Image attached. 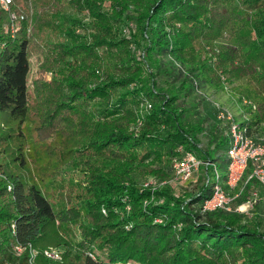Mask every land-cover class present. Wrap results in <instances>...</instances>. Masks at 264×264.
<instances>
[{"label":"trees","instance_id":"obj_1","mask_svg":"<svg viewBox=\"0 0 264 264\" xmlns=\"http://www.w3.org/2000/svg\"><path fill=\"white\" fill-rule=\"evenodd\" d=\"M27 1L30 22L13 37L0 8V264H264V225L236 211L253 193L252 208L264 199L254 180L240 183L231 211L202 213L209 185L134 177L170 181L179 148L224 157L226 124L202 116L205 90L228 89L240 123L264 135V0L11 9L27 15ZM33 55L52 77L29 89Z\"/></svg>","mask_w":264,"mask_h":264},{"label":"built area","instance_id":"obj_2","mask_svg":"<svg viewBox=\"0 0 264 264\" xmlns=\"http://www.w3.org/2000/svg\"><path fill=\"white\" fill-rule=\"evenodd\" d=\"M12 4L13 0H0V8L8 14L10 20L8 30L13 37L19 23L25 19V16L13 11L11 9ZM250 105L252 106V104ZM215 118L216 121L226 124L225 132L228 145L224 155L228 163L224 177L219 173L215 163L210 160L198 159L195 154L184 151L182 148L178 149V155L172 159L171 164L172 179L170 182L187 185L196 182L201 174L202 183L210 186V196L203 201L200 208L202 213L217 209L231 211L230 204L232 200L238 197L242 191L241 182L245 185L247 182L254 180L264 189V135L255 130L249 131V127L246 124L237 122L235 114L226 107L215 105ZM243 120L246 121L247 117L243 116ZM209 168L213 172V183L210 182V177L207 176ZM247 170L249 172L245 178ZM149 185L155 186L156 182L147 181L144 183L146 187ZM255 202L256 193H253L251 200L246 204L253 205ZM241 206H238L236 211ZM14 249L17 254L20 252L18 245L14 246ZM35 255L36 253L32 251L31 256L34 257ZM44 256L52 261H60L61 251L49 249L44 251Z\"/></svg>","mask_w":264,"mask_h":264},{"label":"rangeland","instance_id":"obj_3","mask_svg":"<svg viewBox=\"0 0 264 264\" xmlns=\"http://www.w3.org/2000/svg\"><path fill=\"white\" fill-rule=\"evenodd\" d=\"M27 3V7L29 8V13L26 15L25 13H23L22 11L20 12H16L18 14H23L25 16V19L28 23L30 22V13L32 12L31 8H30V5H29V1L26 2ZM52 77V73L49 72V71H42L40 69H38L37 67V62H36V56L33 55L32 59H31V69H30V73H29V77H28V87L29 89L32 88V83L34 80H44V81H49ZM227 91V92H226ZM226 91L224 92H218V93H215L213 92L212 90H205L203 91L204 92V95H203V102L201 103V105L199 106L200 107V110H201V113H202V116L203 117H208L210 119V121H215V114H214V111H215V105H220V106H223V107H226L228 108L229 110H231L234 114H235V120L237 122H241V119L238 120L237 116H239V113H238V110H237V106L235 105V101L230 97V92L229 90L227 89ZM229 92V93H228ZM237 114V115H236ZM34 128V127H33ZM33 128H31V131H29L28 133H30V135L32 137H34V139L37 138V135L39 134L38 132H36ZM261 129L264 133V123L263 125L261 126ZM26 132V129H23V132ZM43 134V135H42ZM41 135L39 134L38 136L43 138V140H46V142L50 141L49 139V130L46 131V133H42ZM201 144H200V147L202 148H205L207 146V141H208V137L207 136H201ZM228 144L224 145L223 149L224 150L226 147H227ZM221 151H218V153H220ZM209 156L212 160L213 163L216 164V166L218 167V171L220 174H222V177H224L225 175V168H222V165H227L225 163H227V158L226 156L224 155L223 158L221 159H216L215 158V153L214 151H210L209 153ZM163 166L166 167L167 164L166 163H163ZM226 167V166H225ZM142 172H137L134 177L138 180L139 183H146L147 181H152V182H156V185H158L159 183H166L168 182L170 185H172V187H174L173 189H176V190H185V189H188V190H192V189H195L196 185H199L201 184L202 182V176L201 174L199 175L198 179L196 182H192L191 184H180V183H174V182H170V181H163V180H160L159 178H155V177H144L142 174ZM208 177H210V182L213 183L214 182V179L212 178L213 177V172L211 171V168L208 169V174H207ZM245 176H247V172H245ZM210 192V186H208L207 188ZM260 189V193L261 195L264 197V190L262 188H259ZM232 205H237V204H232ZM241 206V205H240ZM239 212H244L246 213V211L250 212L251 211V218H257L258 221H260L261 225H264L261 220L263 221L264 220V199L261 200L256 206H254L252 208V205H249V204H243V206H241L238 210ZM248 212V213H249ZM78 239V237H77Z\"/></svg>","mask_w":264,"mask_h":264}]
</instances>
